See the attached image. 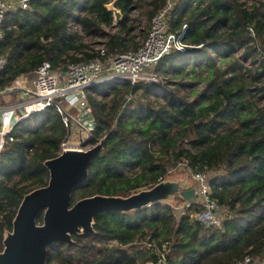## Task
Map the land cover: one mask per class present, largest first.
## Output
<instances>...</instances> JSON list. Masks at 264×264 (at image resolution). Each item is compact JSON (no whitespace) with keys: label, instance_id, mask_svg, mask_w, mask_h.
Instances as JSON below:
<instances>
[{"label":"trees","instance_id":"trees-1","mask_svg":"<svg viewBox=\"0 0 264 264\" xmlns=\"http://www.w3.org/2000/svg\"><path fill=\"white\" fill-rule=\"evenodd\" d=\"M169 3V30L182 34L189 46L172 52L155 71L189 76V66L205 87L193 100L168 90L157 105L135 104L127 94L144 89L156 95L167 87L162 80L102 82L88 88L95 119L88 142L102 141L103 147L87 178L75 186L72 205L95 195L128 197L151 189L184 162L193 171L209 173L211 195L225 211L222 227L197 218L203 210L198 202L178 213L162 199L99 214L93 232L73 235L71 245L51 244L47 264H238L246 255L264 259V4L248 10L238 0H30L28 9L6 14L0 54L8 62L0 70V86L33 73L44 61L56 68L94 56L69 30L70 23L95 36L107 35L109 55L136 49L138 43L130 48L132 33L138 28L144 32L130 22L131 15L141 10L151 20ZM111 4L122 14L116 25ZM238 51H243L240 56ZM68 134L53 105L18 121L7 136L0 151V252L25 195L48 185L46 162L59 156ZM43 216L41 211L38 223Z\"/></svg>","mask_w":264,"mask_h":264},{"label":"built area","instance_id":"built-area-1","mask_svg":"<svg viewBox=\"0 0 264 264\" xmlns=\"http://www.w3.org/2000/svg\"><path fill=\"white\" fill-rule=\"evenodd\" d=\"M29 6L30 0H0V41L4 36L7 12L18 8L25 10ZM111 6L114 13L113 25H116L118 20L115 10L118 9L113 4L110 8ZM170 7L171 3L149 20V30L136 49L109 55L106 43L99 42L87 49L89 52L94 50V56L76 62L68 60L66 67L59 63L55 68L51 62L44 61L34 71L33 87L25 85L21 77H17L4 88L0 86V97L15 95L0 107V151L18 121L53 105H57L65 126L69 128L68 137L61 143L59 155L68 150L86 151L100 144L102 141L96 144L88 142L95 127V119L89 104L87 89L102 82L121 84L130 81L132 85H135L141 82L160 81L162 78L155 71L157 65L172 52L184 51L189 46L182 34L169 30L167 12ZM11 27L16 28L15 24ZM69 30L84 34L83 27L79 24L70 23ZM75 55L79 58L83 57L81 53ZM7 62L8 57L0 54V70L6 66ZM131 98L132 94H129L127 101ZM64 99L78 109L76 116L73 117L63 110L61 102ZM73 130L79 131V139L76 142L71 140ZM192 176L198 183L195 187L198 198L192 202H198L203 209L197 218L205 224L222 227L225 211L211 195L206 171L203 168L192 170ZM192 202L187 201L184 206L189 207ZM238 264H264V259L246 255Z\"/></svg>","mask_w":264,"mask_h":264},{"label":"water","instance_id":"water-1","mask_svg":"<svg viewBox=\"0 0 264 264\" xmlns=\"http://www.w3.org/2000/svg\"><path fill=\"white\" fill-rule=\"evenodd\" d=\"M116 19L122 17L115 10ZM103 145L80 151L68 150L50 159L48 185L25 195L13 224V231L0 252V264H47L48 247L54 242L73 244L72 236L91 233L96 216L106 212H126L162 200L170 188L162 183L128 197L95 195L78 200L72 205L76 185L88 176L89 166ZM187 201H196L195 188L181 191ZM44 211L43 223L38 214Z\"/></svg>","mask_w":264,"mask_h":264},{"label":"rangeland","instance_id":"rangeland-1","mask_svg":"<svg viewBox=\"0 0 264 264\" xmlns=\"http://www.w3.org/2000/svg\"><path fill=\"white\" fill-rule=\"evenodd\" d=\"M238 1L242 4L243 8H247L248 10H252L254 5H256V7H261L262 4H264V0H238ZM130 18H131L130 22L134 24V26L136 25L137 27H140L141 30L144 32V34L140 33L138 28L134 33H132V37L129 44H130V48H133L134 43L140 44L144 39V37L146 36L150 27V21L145 15V13H143V11L141 10L135 11ZM103 30L108 33L110 31V28L106 25H103ZM83 32L84 34L77 33L76 38L79 43L88 46L87 49L92 48L91 46H95L99 42H106L108 39L107 35H105L104 37H99L90 34L86 30H84ZM241 52L243 51H238L235 53V55L240 56ZM216 59L217 62L220 63L219 56H217ZM251 63H252L251 59H248L247 60L248 66H250ZM222 64H225V62H223ZM63 65L65 64H61V66ZM188 67L186 68L185 72L187 73L189 72V76H186L185 73L181 75H177L175 74V72L168 69L167 73L164 72L163 74H161L162 83L167 86L165 87V89L164 86L161 87L160 90L155 89V91L157 90L156 95L150 92H146L144 89L138 90L137 92L132 94V98H131L132 101L135 104H137L138 102H144V103H152L154 105H157L159 103L164 102L165 96L169 93L168 90H171L178 96L185 97L189 100L195 99L196 94L199 93L205 87L206 83L205 80L194 79L192 77L193 72L189 71ZM201 73L203 75H206L207 71L202 70ZM128 95L129 93L127 94V96ZM113 97L114 95L111 94L108 100L112 99ZM2 102L3 100H0V104H2ZM61 103L68 110V112L71 113L73 117L77 115L78 109L76 107L71 106L68 103V100L64 99L62 100ZM74 133L75 134L74 136H72L71 140L76 142L78 141L79 137L78 134H76V131H74ZM208 175L209 173H207V177ZM160 183L169 186L170 191L169 193L165 194L163 199L170 201L178 213L183 210V206L187 202V200L184 202L180 198L183 196L181 191L198 186L197 181L192 176V170L184 162L179 163L177 167L172 168L171 171L167 174V176L163 178V180Z\"/></svg>","mask_w":264,"mask_h":264},{"label":"crops","instance_id":"crops-1","mask_svg":"<svg viewBox=\"0 0 264 264\" xmlns=\"http://www.w3.org/2000/svg\"><path fill=\"white\" fill-rule=\"evenodd\" d=\"M64 66V65H63ZM21 77V80L23 81V83L29 87H33L34 86V78H35V74L34 72L33 73H30V74H25L23 76H20ZM15 95H5V96H2L0 97V100H3L2 104H0V107L2 105H4L5 103H7L8 101H10ZM74 131V130H73ZM74 132H72V136H74ZM76 134H78L79 136V131L77 132L76 131ZM195 188V187H194Z\"/></svg>","mask_w":264,"mask_h":264}]
</instances>
